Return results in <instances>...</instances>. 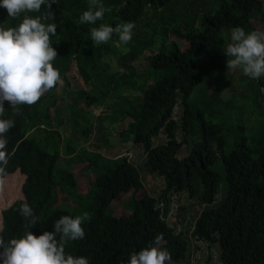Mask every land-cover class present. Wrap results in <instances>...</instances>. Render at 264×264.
<instances>
[{"label":"trees","instance_id":"obj_1","mask_svg":"<svg viewBox=\"0 0 264 264\" xmlns=\"http://www.w3.org/2000/svg\"><path fill=\"white\" fill-rule=\"evenodd\" d=\"M101 2L110 10L95 25L78 23L88 0H57L51 6L55 18L48 21L57 24V34L51 37V46L57 52L53 67L63 78L75 62L79 77L90 90L77 87L71 91L66 107L65 97L58 99L55 95L58 84L35 104L18 106V113L4 102L0 119H12L14 127L5 134L10 158L5 174L0 176V204L9 207L2 212L0 237L7 243L23 236L27 221L18 211L23 202L40 218L29 229L38 236L51 231L61 216H78L60 206L67 196L83 206V192L87 191L89 202L84 212L91 219L82 224L84 238L66 244V254L84 256L90 264H126L132 252L163 234L162 246L171 254V263L178 264L185 261L189 244L184 234H176L165 219L170 212V194L189 193L192 197L199 195L208 206L194 226L193 237L198 242L218 245L224 264H264V107L256 132L247 137L244 129L251 127L245 125L237 139L230 140V130L222 119L226 110L212 104L218 92L205 87L219 73L232 70L226 67L230 58L223 51L232 29L264 31V0ZM45 11L46 6H42L40 12L28 15L41 16ZM129 21L135 27L128 44L120 43L115 36L99 45L90 38L91 27L101 23L114 27ZM17 23L0 7V25ZM113 59L116 63L112 67ZM251 80L248 86H255L259 94L264 92L263 77ZM255 92L248 94L252 101ZM179 98L184 106L182 128L198 139L190 155L182 159L177 158L182 148V142L176 139L179 125L172 117ZM54 100L58 104L54 110L57 125L70 123L59 118L62 104L65 114L74 116L73 121L77 119L76 123L72 121L74 125L79 123L78 118L85 120L86 125L75 126L84 135L92 128L79 101L97 107L111 100L107 108L111 106L112 112L105 117L113 124L129 119L117 134L123 143L144 147L147 172L165 182L159 196H132V208L108 212L123 194L133 190L134 195L144 189L141 173L126 157L109 159L85 149L72 157L76 149L72 142L67 139L62 144L60 130L51 129L49 107ZM160 130L166 142L153 146L152 139ZM62 153L71 157L66 164H61ZM111 160L113 166L100 167V162L105 165ZM76 162L85 169H97L98 175L86 180L81 171L72 169ZM221 182L225 186L222 198Z\"/></svg>","mask_w":264,"mask_h":264},{"label":"clouds","instance_id":"obj_2","mask_svg":"<svg viewBox=\"0 0 264 264\" xmlns=\"http://www.w3.org/2000/svg\"><path fill=\"white\" fill-rule=\"evenodd\" d=\"M55 3L57 0H0V7L6 9L8 17L18 21L15 26L0 25V116L4 114L5 101L18 113V106L35 104L46 91L61 83L60 73L52 64L57 52L51 46V37L57 34V24L48 22L55 18L51 7ZM42 6H46L43 15H28L40 12ZM109 10L101 0H88L87 10L79 16L78 23L95 25ZM134 27L130 21L114 27L101 23L98 27H91L89 33L97 45L107 44L114 36L120 43L128 44ZM223 51L230 58L226 60L227 69H240L251 79L264 76V31L246 33L242 27H235ZM12 127V119H0V176L5 174L10 158L5 134ZM18 211L27 221L25 232L7 243L0 237V248L3 249L0 264H90L84 256L65 252L69 241L84 238L82 224L90 221L88 212L75 217L61 216L51 231H43L37 236L29 230L40 219L33 208L25 201ZM2 231L3 225L0 224ZM162 245L163 234H158L147 247L132 252L126 264H170L171 254Z\"/></svg>","mask_w":264,"mask_h":264},{"label":"rangeland","instance_id":"obj_3","mask_svg":"<svg viewBox=\"0 0 264 264\" xmlns=\"http://www.w3.org/2000/svg\"><path fill=\"white\" fill-rule=\"evenodd\" d=\"M143 62L144 61L141 60V64H143ZM115 63L116 60H111L112 67ZM136 64L138 68L141 69L140 64ZM122 70L123 69H121V72ZM262 77L264 79V76ZM251 81V78L244 76L240 69H232L223 73H219L218 76L205 83L206 88H214V90L218 92V96L213 95L212 104H218V106H216L217 109L219 107L221 110H226L222 111L224 113V115H222V119L225 122L226 129L230 130V140L237 139L238 135L242 133V128L246 127L245 125L251 127V129L247 127L244 129V133L247 135V137L249 134L256 132L259 113L261 114L264 107V92L260 91L261 94L255 92L257 91L255 86L251 88V86L247 85V83H250ZM77 87H81V89L84 90H90L91 88L81 77H79L77 65L74 62L71 66L70 72L61 78V83L58 84V87L55 90V95L58 96V99L61 96L65 97V100H63V107L67 106L69 94L71 91L76 90ZM250 91L255 92L254 94L256 95V99L254 101L248 98V94L251 93ZM110 104L111 100H108L107 103L100 106L95 105L97 107H88L82 100L79 101L78 105L85 110L86 117L90 122L89 125L92 128L88 135H84L81 130L75 128L76 125L73 123H76L77 119H74L73 121L74 116L70 114L66 115L65 110L62 108V104L59 105V118L62 121H70V123L66 124L65 126H60L61 124L58 126L57 121L54 118V110L56 107H58V104L54 100V104H51L49 107V113L52 117L51 129L57 128L60 130L62 144L66 143L68 139L72 142V146L76 148L75 154L72 157L75 158L79 156V154H82V151L85 149L86 152L100 153L109 159L126 157L139 169L144 189L134 195L133 190L123 194L121 200L115 201L110 205V207L107 209L108 212L114 210L123 211L124 208H132V196L140 198L142 195L148 193L150 196L156 198L165 188V182L162 177L152 175L147 172L145 168L147 155L145 153L144 147L133 142L123 143L119 138V135L117 134L118 131L128 124L129 119H125L124 121L113 124L111 123L110 119L105 117L108 113L112 112L111 110L113 108L111 106L109 109L107 108ZM92 111L93 113H91ZM183 114L184 106L182 104L181 98H179L172 113L173 119H175L179 125L176 130V139L178 142H182V148L177 154V158L179 159L188 157L193 149L194 144L198 142V139L195 137V135L187 134V132L182 128L181 124ZM84 121V119L81 120L78 118L79 123L77 126L86 125ZM238 125L239 127H237ZM40 127H42V125ZM152 141L153 146L165 144L166 138L162 130H160V132L152 139ZM230 144L231 142L229 141V146ZM60 149L62 150L64 147L61 145ZM67 158L71 157L62 153L61 164H66L65 160ZM113 164V160L109 161L105 165L102 162L99 163L102 169L104 167H111ZM78 165L79 162L74 163L72 169L74 168L77 171H81L85 176V179L88 181L90 178L98 175L99 173L97 169L88 170L85 169V166ZM216 169L218 172H221L220 164L216 165ZM2 183L0 186H2ZM224 191L225 186L224 183L221 182V198L223 197ZM86 193L87 191L83 192V206H81V201H77L75 203L72 197L67 196L60 208L70 212H76L77 215H82L89 202ZM17 198H19V196ZM169 201L170 212L165 221L170 227L174 228L176 234H184V238L189 244V252L187 253L185 261L178 264H224L221 258V250L218 245L210 247L206 243L198 242L193 237L195 223L202 211L208 207L207 204L202 202L199 195L192 197L189 193L170 194ZM213 206H217V204ZM8 207L9 204H0V224L2 223V212ZM170 264L176 263L170 262Z\"/></svg>","mask_w":264,"mask_h":264}]
</instances>
